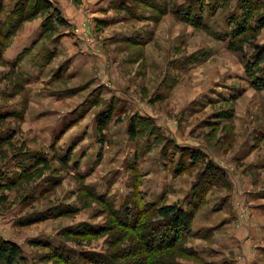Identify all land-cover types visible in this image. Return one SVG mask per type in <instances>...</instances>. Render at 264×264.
Instances as JSON below:
<instances>
[{
    "label": "rangeland",
    "instance_id": "rangeland-1",
    "mask_svg": "<svg viewBox=\"0 0 264 264\" xmlns=\"http://www.w3.org/2000/svg\"><path fill=\"white\" fill-rule=\"evenodd\" d=\"M17 1L7 0L5 11ZM50 1L65 22L53 21L45 33L48 13L39 16L0 58V234L23 248L29 264H54L41 262L47 248L30 242L58 247L65 243L62 230L100 228L108 220L88 189L108 194L116 207L134 198L157 199L159 206L175 198L186 208L211 163L221 174L181 242L195 256L175 253L176 263L244 264L242 243L218 241L219 231L209 226L194 231L225 219L233 230L249 229L248 192L264 205V90L252 86L259 70L246 72L253 47L246 46V57L228 49L240 0ZM103 113L112 121L99 144L96 123ZM71 208L80 210L56 217ZM206 211L215 215L211 222L201 217ZM39 214L48 220L23 226ZM192 235L205 242L192 245ZM106 237L67 245L103 251ZM255 258L264 264V255Z\"/></svg>",
    "mask_w": 264,
    "mask_h": 264
},
{
    "label": "trees",
    "instance_id": "trees-1",
    "mask_svg": "<svg viewBox=\"0 0 264 264\" xmlns=\"http://www.w3.org/2000/svg\"><path fill=\"white\" fill-rule=\"evenodd\" d=\"M6 1L0 0V58H2L13 38L26 23L48 13L43 20V31L50 33L53 31V21L61 24L65 22L60 10L55 7L53 1L18 0L9 13L5 11ZM240 2L242 4V15L229 35L231 41L228 49L245 55L246 46L253 47L254 54L247 60L246 72L251 74L255 69H258L260 75L253 76L252 86L257 88V90H264V70L261 69L264 63V13H260V10L264 8V0H240ZM3 12L5 13L4 17H2ZM187 12L189 15L194 14L193 10H188ZM177 14L179 18L185 19L184 13L177 12ZM199 19L196 16V21L201 23ZM260 34L263 35L261 43L257 40ZM111 121V113H103L98 117L96 124L99 144L105 143L106 131ZM135 131V125L131 124L129 135L132 140L137 138ZM71 154V152L67 153L62 158V161L65 163L69 162ZM101 155L102 153L98 157L101 158ZM77 164L74 165L75 168H77ZM221 171L211 163L207 165L193 185V196L186 208H183L178 203L163 206H159L155 202L145 203L142 198H134L133 202L129 200L120 207H116V204L111 201L108 194L99 195L95 191L88 189L92 194L91 196L95 200L100 201L108 211L109 217L104 225L100 228L90 225L66 228L61 232V240L65 242V245L59 244L58 247H54L47 242L33 241L30 243L35 247L47 248L49 253L40 259L41 262L45 263L177 264L175 253L183 256H195V253L191 249L185 248L181 242L190 233L192 221L198 210L204 205L208 191L211 185L218 180V174H221ZM179 172L181 171L178 169L175 171V173ZM83 178L81 176V179ZM85 189L87 190V188ZM79 210L76 208L61 210L56 214V217L74 215ZM48 218L45 214H39L26 219L22 224L23 226H29L46 221ZM121 228L123 231H120ZM101 236H108V238H105L106 248L103 251L76 249L67 245L77 240L75 242L76 246H83L82 240H88L86 242H89L91 238H99ZM154 241H158V243L156 244ZM0 264H29L23 248L1 234Z\"/></svg>",
    "mask_w": 264,
    "mask_h": 264
},
{
    "label": "crops",
    "instance_id": "crops-1",
    "mask_svg": "<svg viewBox=\"0 0 264 264\" xmlns=\"http://www.w3.org/2000/svg\"><path fill=\"white\" fill-rule=\"evenodd\" d=\"M31 23H33V22L26 23L24 25L23 29H26L27 25L31 24ZM41 36L42 35H39V37H41ZM64 38H67V37H64ZM63 40H66V39H62L61 43L59 44L60 51L63 50L61 46L65 45ZM33 41H36V40H33ZM69 42L71 43L70 40H69ZM77 66L78 65H76V64H75V66L71 65L70 69H77ZM84 70L85 69H82V71H84ZM86 72H87V70L84 71V73H86ZM156 180H158V179L156 178ZM169 183H170V179H167L165 181L166 186L169 185ZM155 185H156V181H155ZM248 193L252 194L254 197H256V193H253V192H248ZM253 196H250L253 199L252 200L253 206H252V210H251V216H252L251 221H253V222L249 226V229L247 228L246 230H243V229L233 230L231 228V223L229 221L225 222V221H227V219H225L224 222L219 223L218 225H206V226L202 225V226L198 227V229H194V231H198L199 229H202V228L207 227V226L210 227V231L213 233L219 231L220 235L218 234L219 236H217L218 241H220L222 243L224 241V243L226 245H228L230 243L236 244V245L240 244V243L243 244L245 254H246V260L244 261V264H259V263H257L259 260H257L255 257H256V255H259L261 258L262 255H264V205L262 204L261 198H257V197L254 198ZM167 197L169 199L172 198V196L169 194L167 195ZM237 198H238V195L237 196L235 195V199H237ZM174 199L175 198L172 199L173 200L172 202H168V205L175 204V203H173ZM155 201H157V199H155L154 201H151V202H155ZM158 201H161V197L159 198ZM155 203L158 204V202H155ZM208 212L209 211L203 212L201 215V217L205 218L204 219L205 223L211 222L212 218L215 217V215L214 216H211V215L207 216ZM253 216L261 217V222H258V223L255 222ZM244 234H245V238H241V236ZM193 235H192L191 242H190V243H192V245L197 246V244H201V243L205 242V241H203L205 239L204 236L199 235V236L193 237ZM222 239H223V241H222Z\"/></svg>",
    "mask_w": 264,
    "mask_h": 264
}]
</instances>
